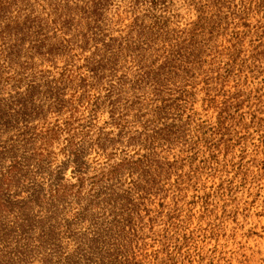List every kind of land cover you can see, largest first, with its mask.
Returning <instances> with one entry per match:
<instances>
[{"label":"rangeland","instance_id":"374dc122","mask_svg":"<svg viewBox=\"0 0 264 264\" xmlns=\"http://www.w3.org/2000/svg\"><path fill=\"white\" fill-rule=\"evenodd\" d=\"M0 264H264V0H0Z\"/></svg>","mask_w":264,"mask_h":264}]
</instances>
